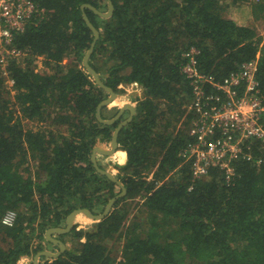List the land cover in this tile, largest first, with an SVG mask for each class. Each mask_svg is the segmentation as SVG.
<instances>
[{"label": "trees", "instance_id": "16d2710c", "mask_svg": "<svg viewBox=\"0 0 264 264\" xmlns=\"http://www.w3.org/2000/svg\"><path fill=\"white\" fill-rule=\"evenodd\" d=\"M237 1L112 0L105 19L82 6L107 12L108 0H37L46 17L17 37L23 57L0 68V264L46 250L49 228L76 209L101 214L121 192L91 160L122 119L97 118L109 95L82 63L94 41L84 13L100 32L90 64L103 82L118 95L124 85L143 90L118 137L127 163L114 164V175L127 194L97 230L74 228L72 248L40 264H264V144L249 142L253 158L233 163L231 180L215 166L193 180L181 155L194 119L185 51L197 48L200 68L218 80L258 59L264 93V37L228 17ZM249 7L264 13V4ZM118 112L107 106L101 114ZM10 210L11 227L2 224Z\"/></svg>", "mask_w": 264, "mask_h": 264}, {"label": "built area", "instance_id": "2783aa9c", "mask_svg": "<svg viewBox=\"0 0 264 264\" xmlns=\"http://www.w3.org/2000/svg\"><path fill=\"white\" fill-rule=\"evenodd\" d=\"M46 14L37 0H0L1 69L23 57V51L15 46L17 37L31 25L40 24ZM199 55L195 47L182 54V73L191 89L188 112L194 114V119L189 130L191 140L181 155L191 163L193 180L202 178L212 166L221 167L231 180L235 176L233 163L253 158L249 142L257 140L264 144V93L259 81V60L244 62L218 80L200 68ZM4 75L8 77L6 71ZM121 87L127 91L124 102L137 105L142 99L139 84ZM16 219V212L10 210L2 224L11 227ZM23 261L29 263L28 257Z\"/></svg>", "mask_w": 264, "mask_h": 264}, {"label": "water", "instance_id": "95a60500", "mask_svg": "<svg viewBox=\"0 0 264 264\" xmlns=\"http://www.w3.org/2000/svg\"><path fill=\"white\" fill-rule=\"evenodd\" d=\"M108 11L107 12H101L98 9H96L94 6L92 5H83L82 6V10L85 11V8H89L90 10H92L95 14L99 15L102 18L105 19H109L113 16L114 13V5L112 0H108ZM83 18L86 22V24L88 25V27L91 29V31L94 34V41L92 42V45L89 49V51L86 53L85 57L83 58V66L86 69L87 73L93 78V80L95 81V83L101 87L104 91H106L109 95V97L107 99H105L104 101H102L98 108H97V118L98 120L105 124V125H113L115 122H117L118 120L121 119V117L127 112L129 111L131 113L130 117L128 119H126L125 121H123L122 123H120V125L115 129L113 136H112V140L110 143V148H105L102 146H97L94 148L93 152H92V156H91V160L93 162L94 168L96 169V171L103 175L106 176L110 181H112L113 183H116L118 187L121 188V192L118 193L115 197H113L112 199H110V201L108 202V204L106 205V208L104 210L103 213L101 214H94L92 213L89 209H76L74 211H72L66 218L65 223L61 226L58 227H51L46 231V240L48 241L49 244L53 245L56 247L57 251H52V250H43L41 252H38L35 256H34V260H33V264H40V261L42 258H47V259H57L59 258L62 254H64L66 252V250L68 249V245L59 238V236L61 235H66L69 234L73 231L74 227L76 226L77 223V218L81 215L85 216L87 219L92 220L94 223L93 228L97 230V223L101 222L103 219H105L108 215L111 214V212L114 209V206L116 204V202L119 199H122L126 196L127 194V189L125 187V185L123 184L122 181L118 180L116 178V176L112 173V170H106V169H102L99 164H98V159L97 157L99 155L102 156H114L119 149V143H118V137L119 134L121 132V130L130 122L133 121L137 109L136 106H134L131 102H125L124 106L121 107L119 109L118 114L112 118V119H104L102 117L101 111L104 107L107 106H111L112 104H114L119 98L123 99L124 101H126L124 99V96L122 95H118L114 89H112L111 87L107 86L102 78L100 77L99 73L92 67V65L90 64V57L94 52V49L96 47L97 42L100 39V32L98 31V29L92 24V22L90 21V19L88 18L87 14L84 13ZM91 229V230H92ZM20 264V262L18 263Z\"/></svg>", "mask_w": 264, "mask_h": 264}, {"label": "rangeland", "instance_id": "374dc122", "mask_svg": "<svg viewBox=\"0 0 264 264\" xmlns=\"http://www.w3.org/2000/svg\"><path fill=\"white\" fill-rule=\"evenodd\" d=\"M264 2V1H263ZM263 2H260V3H258V4H262ZM253 2H251L250 0H238L237 1V3L235 4V6H233L232 5V8L230 9V11H229V14H227L228 15V17L229 18H231V17H233L237 22H239L240 24H245V25H253V23H251L250 21H249V19L250 18H248V15H250V14H252L250 11H248L249 10V6L252 4ZM235 9H238V10H240L241 11V13H244V12H246V22L244 21V19L243 20H238V17H235L234 15L232 16V13L234 12V10ZM261 23H263L264 24V20L261 22ZM257 28L259 29V32H260V34L262 35V36H264V28L261 26V25H259V26H257ZM37 66H38V68H37V70L39 71V72H41V73H43V71L45 70L44 68H43V62H42V60H38L37 61ZM46 71V70H45ZM44 71V72H45ZM8 85H9V87H12V85H13V82H12V79H8ZM125 88H127V86L125 87ZM121 89H122V87H121ZM125 93H127V91L125 90L124 91V89H122V93H121V96L122 95H124ZM14 95V92L12 93V96ZM131 98H132V100H133V98H134V95H131ZM118 104H119V102H117ZM117 104V106L115 105V104H112L110 107H117V108H119V107H121V105L119 104L118 105ZM24 126H25V128L27 129V128H29V127H31V125H32V123H30L29 121H25L24 122ZM102 146V145H101ZM102 147H105V148H110V146L109 145H103ZM97 159H99V162L100 163H103V165H105V168H106V166H107V168H108V170H113L112 171V173L114 174L115 173V175H117L118 174V170L117 169H115L114 168V164H116V165H119L118 164V161L115 159V161H113V160H111V158H108V157H105V156H102V155H99L98 157H97ZM114 168V169H113ZM116 192H118V189H116ZM141 204V203H140ZM106 208V207H105ZM105 210V209H104ZM104 212V211H103ZM132 215H134V214H132ZM78 218L80 219V220H78ZM77 218V223H76V226L74 227L76 230L77 229H79V230H84V231H87V230H91L92 228H93V225H94V223L95 222H93L92 220H89L88 221V219L87 218H85L83 215H81V216H79ZM97 225V224H96ZM74 230V229H73ZM75 230V231H76ZM69 235V237H66V239H65V242H66V244L68 245V248H72V245H73V243H72V241H70V240H72V237H70L71 235H73V233H71V234H68ZM84 241H86L85 239H84ZM111 245H113V244H111ZM48 247V248H47ZM47 247H46V249H49V250H53V246L52 245H47ZM21 264H23V263H21Z\"/></svg>", "mask_w": 264, "mask_h": 264}, {"label": "crops", "instance_id": "0c3cea01", "mask_svg": "<svg viewBox=\"0 0 264 264\" xmlns=\"http://www.w3.org/2000/svg\"><path fill=\"white\" fill-rule=\"evenodd\" d=\"M251 2H253L252 3V6L254 7V6H257V5H262V4H264V2L262 3V4H258L257 2H255V1H253V0H250ZM264 1V0H263ZM248 11H250L252 14H250V15H248V18H250L249 19V21L251 22V23H253V25H245V24H240L239 22H237L233 17H231V19L232 20H234V21H236L239 25H242V26H248V27H252V28H256L257 30H258V33L260 34V32H259V29L257 28V26H259V25H261L263 28H264V24L263 23H261L263 20H264V13L262 12V13H259L258 14V17L256 16V14L253 12V10L251 9V7L249 8V10ZM235 16V17H238V20H243L244 19V21L246 22V12H244V13H241V11L240 10H237V9H235L234 10V12L232 13V16ZM261 35V34H260ZM264 37V36H263ZM121 95V94H120ZM124 96V95H123ZM117 102H119V104L121 105V107H123L124 106V104H125V102H124V100L123 99H118L114 104L117 106ZM118 104V105H119ZM115 106V107H116ZM135 106V105H134ZM121 107H119L118 109H120ZM130 115H131V113L129 112V111H127L122 117H121V119H122V122L123 121H125L126 119H128L129 117H130ZM114 118V117H113ZM105 157H108V158H111V160H113V161H115V159L118 161V164L120 165V166H124L126 163H127V156H126V154L125 153H121V152H119V150H118V152L114 155V156H105ZM98 164H99V166H102V168H104V169H106V170H108V168H107V166H106V168H105V165H103V163H100L99 162V159H98ZM114 169V168H113ZM112 170V169H111ZM113 171V170H112ZM85 217V216H84ZM86 218V217H85ZM78 220H80L79 218H78ZM90 219H88V221H89ZM83 242H84V239L82 240ZM53 246V245H52ZM54 248H53V250L52 251H57V249H56V247L55 246H53ZM27 257V256H26ZM26 257H23L19 262L20 263H25L24 261H23V259L24 258H26ZM28 260H29V263H26V264H33V258L32 257H30V256H28ZM18 262V263H19ZM40 263H42V260L40 261Z\"/></svg>", "mask_w": 264, "mask_h": 264}, {"label": "clouds", "instance_id": "9594fccd", "mask_svg": "<svg viewBox=\"0 0 264 264\" xmlns=\"http://www.w3.org/2000/svg\"><path fill=\"white\" fill-rule=\"evenodd\" d=\"M125 86V85H124ZM134 105V104H133ZM137 107V105H135ZM47 250V249H46ZM49 250V249H48ZM28 257V256H27ZM34 259V257H32ZM21 264V263H20Z\"/></svg>", "mask_w": 264, "mask_h": 264}, {"label": "flooded vegetation", "instance_id": "af4514ba", "mask_svg": "<svg viewBox=\"0 0 264 264\" xmlns=\"http://www.w3.org/2000/svg\"><path fill=\"white\" fill-rule=\"evenodd\" d=\"M48 248V247H47Z\"/></svg>", "mask_w": 264, "mask_h": 264}]
</instances>
